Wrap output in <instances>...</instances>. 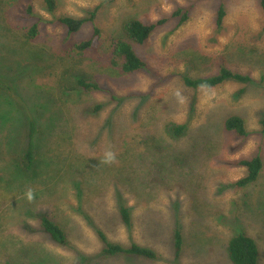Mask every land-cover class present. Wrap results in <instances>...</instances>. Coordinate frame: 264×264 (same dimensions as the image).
I'll return each mask as SVG.
<instances>
[{
    "label": "rangeland",
    "instance_id": "1",
    "mask_svg": "<svg viewBox=\"0 0 264 264\" xmlns=\"http://www.w3.org/2000/svg\"><path fill=\"white\" fill-rule=\"evenodd\" d=\"M0 0V264H232L228 243L250 237L264 264V34L258 0ZM224 5L220 29L216 14ZM189 20L175 30L172 13ZM68 34L62 17L90 19ZM167 22L135 48L146 71L109 66L123 24ZM33 26L37 36L26 40ZM100 30L95 51L73 45ZM226 66L251 82L193 91L182 83ZM78 79L94 81L85 92ZM100 105L95 112L93 109ZM92 111V112H91ZM237 116V138L224 121ZM30 122L34 164L20 168ZM186 126L181 135L173 129ZM259 156L256 182L237 188ZM131 213L125 227L120 208ZM47 217L66 234H45ZM182 236L175 257L174 233ZM98 232L156 260L104 255Z\"/></svg>",
    "mask_w": 264,
    "mask_h": 264
},
{
    "label": "trees",
    "instance_id": "2",
    "mask_svg": "<svg viewBox=\"0 0 264 264\" xmlns=\"http://www.w3.org/2000/svg\"><path fill=\"white\" fill-rule=\"evenodd\" d=\"M46 6L50 12L54 10V1L45 0ZM259 9L263 17L262 33L264 34V0H258ZM226 12L224 5H220L216 14V26L218 29L222 27V23L225 19ZM94 16L90 19H77L71 17H62L59 19V23L65 27L68 34H75L81 31L83 26L87 22H92ZM170 20L176 22L175 30L183 26L189 20V12L177 8L171 15ZM166 19H161L152 23H144L137 19H130L123 24V38L116 40L111 45L109 66L115 70H118L123 75H130L139 71H146L147 66L136 54L135 48L144 45L149 38L165 23ZM37 36V27L33 26L26 34V40H33ZM100 44V30L98 28L93 29V34L90 38L81 41L73 45L72 49L80 56L87 51L97 50ZM228 82H235L240 84H248L251 82V78L237 72L231 71L226 66L218 68L216 74L208 77L192 79L189 77H182L183 85L193 91L199 90H213L221 87ZM77 86L85 92L99 91V86L89 79H78ZM101 108L100 105L93 109L97 112ZM92 112V111H91ZM30 127L27 133L26 149L21 154L19 159L20 168L24 171H30L34 164L33 154V135L34 124L30 122ZM262 132H264V120L261 122ZM186 126L182 125L173 129L174 134L179 136L185 130ZM224 131L237 138H246L249 133L246 129V124L243 119L237 116L229 117L224 121ZM237 166L246 169V175L236 182L237 188H246L256 182L258 179L263 163L259 156L251 159H242L235 163ZM119 216L125 227L131 226V213L130 211L122 207L119 210ZM40 226L42 231L47 234L54 243L58 245L66 244V234L64 230L55 222L47 217L40 218ZM98 237L103 244V254L115 257L124 255L128 257L143 258L146 260H156L157 254L146 247L139 246L137 244H131L130 246H122L114 244L108 241L106 236L98 232ZM182 236L178 230L174 233V250L175 257L178 258L181 253ZM228 255L232 264H259L258 262V249L255 242L244 234H237L233 236L228 243Z\"/></svg>",
    "mask_w": 264,
    "mask_h": 264
}]
</instances>
